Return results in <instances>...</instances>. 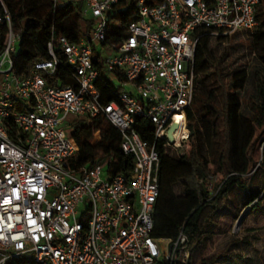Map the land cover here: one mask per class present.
Wrapping results in <instances>:
<instances>
[{"label": "built area", "instance_id": "built-area-1", "mask_svg": "<svg viewBox=\"0 0 264 264\" xmlns=\"http://www.w3.org/2000/svg\"><path fill=\"white\" fill-rule=\"evenodd\" d=\"M9 1L0 0V264L187 263L184 230L153 235L156 144L182 153L189 141L203 32L255 30L261 0H53L54 12L83 3V32L52 37L49 58L25 76L16 71L22 32ZM100 116L133 158L127 173H112L106 160L73 163V120ZM140 119L151 123L153 142L142 138ZM101 137L96 130L92 142Z\"/></svg>", "mask_w": 264, "mask_h": 264}, {"label": "trees", "instance_id": "trees-1", "mask_svg": "<svg viewBox=\"0 0 264 264\" xmlns=\"http://www.w3.org/2000/svg\"><path fill=\"white\" fill-rule=\"evenodd\" d=\"M9 7L22 32L21 50L16 58V71L22 76L31 72L36 61L49 58L47 45L52 37L66 35L76 40L83 32L81 9L73 1L57 7L56 12L53 0H10ZM256 15L259 25L255 30L233 33L250 32L251 46L263 44L259 61L251 67L253 86L247 89V98L234 90V81L230 77L232 72L226 64L227 51L218 53L219 45L230 35L213 40L209 32L204 31L195 55L199 77L192 105L188 109L189 141L181 148L182 153L167 151L161 143L156 144L161 172L153 235L175 238L184 230L189 237L191 257L183 264H224L221 261L223 254L220 253L199 256L221 217L228 211L237 217L241 208L256 207L264 191V185L259 184L257 175L254 176L257 170L264 175V148L261 163L254 169L249 181L241 174L244 171L241 115L245 103L254 112L250 120L260 127L264 126V0H261ZM63 79L62 84L70 83L65 77ZM72 127V134L80 147L74 164L92 166L106 160L112 173H127L132 169L133 158L121 149L120 131L105 117L100 116L95 121L76 118ZM98 129L102 137L94 144V132ZM137 129L143 139L153 142L149 120L140 119ZM259 146L252 143L248 148L252 161ZM212 175L226 176L215 195L208 193L204 186ZM235 188L241 192L238 211L231 207ZM230 257L235 262L233 264H237L233 255Z\"/></svg>", "mask_w": 264, "mask_h": 264}, {"label": "rangeland", "instance_id": "rangeland-1", "mask_svg": "<svg viewBox=\"0 0 264 264\" xmlns=\"http://www.w3.org/2000/svg\"><path fill=\"white\" fill-rule=\"evenodd\" d=\"M75 4L82 5L83 3L76 1ZM251 41L252 33L241 32L236 35L231 34L230 38L218 47V53L227 51L226 64L232 72L230 77L234 81V90L244 95V99L247 98V89H251L253 86L251 67L259 61L263 45L251 46ZM253 113V110H250L245 103L241 115V152L244 160V171L241 174L248 178L247 181L255 172L254 169L261 163L264 148V140L259 142L261 138L264 139V126L260 127L250 120ZM199 122H201L200 119ZM252 143L260 145L254 153V161L247 153ZM256 175L259 184L264 185L262 172L257 170L254 176ZM225 177V175L210 176L204 183L208 193L215 195L217 187ZM240 205L241 192L235 188L232 193L231 207L234 211H238ZM214 253L223 254L221 261L224 264L235 263L230 257L232 255L237 260V264H264V191L260 203L256 207L252 209L251 206L241 208L237 217H234L229 211L221 217L199 258L208 257Z\"/></svg>", "mask_w": 264, "mask_h": 264}, {"label": "water", "instance_id": "water-1", "mask_svg": "<svg viewBox=\"0 0 264 264\" xmlns=\"http://www.w3.org/2000/svg\"><path fill=\"white\" fill-rule=\"evenodd\" d=\"M173 129H174V127H172L171 130L169 131V138L171 141L173 140V136H172Z\"/></svg>", "mask_w": 264, "mask_h": 264}]
</instances>
